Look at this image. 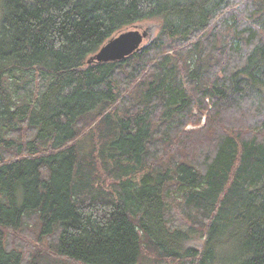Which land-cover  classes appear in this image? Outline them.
<instances>
[{
  "label": "trees",
  "instance_id": "trees-1",
  "mask_svg": "<svg viewBox=\"0 0 264 264\" xmlns=\"http://www.w3.org/2000/svg\"><path fill=\"white\" fill-rule=\"evenodd\" d=\"M152 22L140 52L87 64ZM249 120L264 126V0H0V264H264ZM35 224L48 253L16 237Z\"/></svg>",
  "mask_w": 264,
  "mask_h": 264
},
{
  "label": "rangeland",
  "instance_id": "rangeland-1",
  "mask_svg": "<svg viewBox=\"0 0 264 264\" xmlns=\"http://www.w3.org/2000/svg\"><path fill=\"white\" fill-rule=\"evenodd\" d=\"M152 23L156 24L157 22H152ZM157 31H156V34H157ZM145 43L146 42L144 40L142 45H145ZM209 111H210V108L205 110L202 113V115L199 117V114L197 115L196 110H194V112H195L194 117H196L195 121L194 122L191 121L190 123H188L184 129V132H187L189 135V133L193 134V133H197L200 130H202L204 128V125L207 122ZM248 122H251L252 124L248 123V127L244 128V131H246V133L251 132L254 135H258V137H260L262 140H264V126L262 124L263 122L260 120H257V121L249 120ZM94 138H95V140L92 141L91 136L88 135V131H85L82 134V136L80 137V140H82L81 148L83 149V154H86V152L91 150L92 144L95 143V141H96V137H94ZM193 139H195V138H193ZM199 145H200V143H199ZM94 174H95L94 175L95 179L97 178L96 183L98 186H102V187H105L108 189L109 185L111 183H113L112 179L106 178V176L101 172L100 168H97V171L94 172ZM37 232H38V228H37V225L35 224L32 226V228H30L27 231H24L21 233H16V237L19 241L22 242L24 252L26 254H28L31 249H37V250L44 251L45 253H48L46 246H45V241L42 243L36 242V233ZM191 245H193L195 248H200L202 243H201V240L194 239L191 242ZM220 253H229V250L222 251ZM221 255H225V254H221ZM147 259H151V258L147 257ZM145 264H150V263L146 262ZM165 264H173V263L171 261H168ZM215 264H221V263L216 262Z\"/></svg>",
  "mask_w": 264,
  "mask_h": 264
},
{
  "label": "water",
  "instance_id": "water-1",
  "mask_svg": "<svg viewBox=\"0 0 264 264\" xmlns=\"http://www.w3.org/2000/svg\"><path fill=\"white\" fill-rule=\"evenodd\" d=\"M158 29L157 24L141 23L109 38L99 50L87 58V64L121 62L143 50L151 42ZM145 40V45H142Z\"/></svg>",
  "mask_w": 264,
  "mask_h": 264
}]
</instances>
